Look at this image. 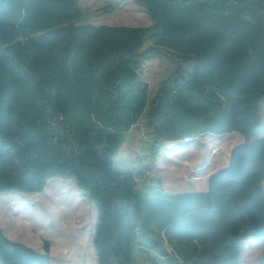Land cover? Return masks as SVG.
<instances>
[{
  "label": "trees",
  "instance_id": "trees-1",
  "mask_svg": "<svg viewBox=\"0 0 264 264\" xmlns=\"http://www.w3.org/2000/svg\"><path fill=\"white\" fill-rule=\"evenodd\" d=\"M152 24L83 21L79 0H0V193L73 178L97 207L98 264H242L264 237V0H137ZM178 68L154 96L141 64ZM144 116L165 143L238 131L206 190L140 185L115 163ZM161 237L167 251L159 247ZM0 227V264H53ZM259 264H264V255Z\"/></svg>",
  "mask_w": 264,
  "mask_h": 264
},
{
  "label": "rangeland",
  "instance_id": "rangeland-1",
  "mask_svg": "<svg viewBox=\"0 0 264 264\" xmlns=\"http://www.w3.org/2000/svg\"><path fill=\"white\" fill-rule=\"evenodd\" d=\"M85 18L96 24L149 25L152 19L137 0H79ZM179 58L164 51L158 57L141 64L153 97L161 81L176 70ZM262 126L255 136H264V98L261 102ZM153 133L144 116L126 134L115 154L118 168L134 174L140 185L165 190L190 191L207 184L210 174L230 162L231 150L243 140L238 131L201 135L194 139L168 141L161 153H152ZM97 207L83 195L73 178L53 177L43 192H1L0 227L7 236L43 250L50 242L53 264H98L92 241ZM159 247L167 251L161 237H155ZM242 264H259L264 255V237H249L242 248ZM137 264H152L136 253Z\"/></svg>",
  "mask_w": 264,
  "mask_h": 264
},
{
  "label": "crops",
  "instance_id": "crops-1",
  "mask_svg": "<svg viewBox=\"0 0 264 264\" xmlns=\"http://www.w3.org/2000/svg\"><path fill=\"white\" fill-rule=\"evenodd\" d=\"M243 141H244V138H243V140H242L241 142H239L238 144L242 143ZM238 144H236V145H238ZM236 145H235V146H236ZM210 175H211V174H210ZM209 177H210V176H209ZM208 182H209V178H208ZM208 182H207L206 185H204V186H202V187L194 188L193 191H195V190H206V189L208 188ZM191 191H192V190H191ZM96 212H97V210H96ZM96 226H97V214H96V222H95V225H94V232H93V238H92L93 243H94V239H95ZM4 234H5V233H4ZM5 235H6V234H5ZM6 236H7V235H6ZM7 237L10 238V239H12V240H14V241H18V239L14 238V237H12V236H7ZM19 241H20V240H19ZM21 242H22V241H21ZM138 252H140V251H138ZM242 254H243V253H242ZM140 255L144 256L142 252H140Z\"/></svg>",
  "mask_w": 264,
  "mask_h": 264
},
{
  "label": "water",
  "instance_id": "water-1",
  "mask_svg": "<svg viewBox=\"0 0 264 264\" xmlns=\"http://www.w3.org/2000/svg\"><path fill=\"white\" fill-rule=\"evenodd\" d=\"M232 151H233V149L231 150V155H232ZM231 155H230V159H231Z\"/></svg>",
  "mask_w": 264,
  "mask_h": 264
}]
</instances>
